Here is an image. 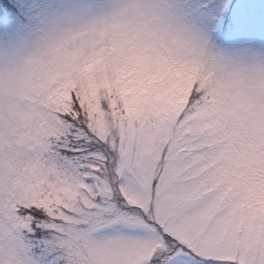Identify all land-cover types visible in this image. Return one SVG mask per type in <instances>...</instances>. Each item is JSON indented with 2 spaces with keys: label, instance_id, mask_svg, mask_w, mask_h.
Segmentation results:
<instances>
[{
  "label": "snow or ice",
  "instance_id": "6c2138e0",
  "mask_svg": "<svg viewBox=\"0 0 264 264\" xmlns=\"http://www.w3.org/2000/svg\"><path fill=\"white\" fill-rule=\"evenodd\" d=\"M22 7L0 264H264V0Z\"/></svg>",
  "mask_w": 264,
  "mask_h": 264
},
{
  "label": "rangeland",
  "instance_id": "374dc122",
  "mask_svg": "<svg viewBox=\"0 0 264 264\" xmlns=\"http://www.w3.org/2000/svg\"><path fill=\"white\" fill-rule=\"evenodd\" d=\"M75 3L77 0H0V44L9 38L30 36L34 21V12L23 5Z\"/></svg>",
  "mask_w": 264,
  "mask_h": 264
}]
</instances>
